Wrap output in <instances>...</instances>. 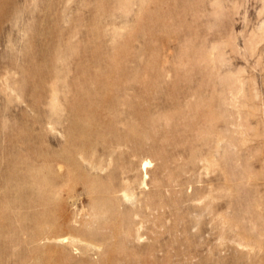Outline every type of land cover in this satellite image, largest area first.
Instances as JSON below:
<instances>
[{
	"label": "rangeland",
	"instance_id": "obj_1",
	"mask_svg": "<svg viewBox=\"0 0 264 264\" xmlns=\"http://www.w3.org/2000/svg\"><path fill=\"white\" fill-rule=\"evenodd\" d=\"M0 264H264V0H0Z\"/></svg>",
	"mask_w": 264,
	"mask_h": 264
}]
</instances>
